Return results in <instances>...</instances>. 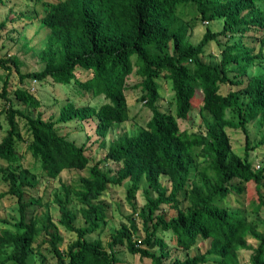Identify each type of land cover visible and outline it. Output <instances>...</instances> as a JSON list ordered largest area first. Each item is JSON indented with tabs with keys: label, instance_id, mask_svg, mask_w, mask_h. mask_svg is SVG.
I'll return each mask as SVG.
<instances>
[{
	"label": "trees",
	"instance_id": "obj_1",
	"mask_svg": "<svg viewBox=\"0 0 264 264\" xmlns=\"http://www.w3.org/2000/svg\"><path fill=\"white\" fill-rule=\"evenodd\" d=\"M24 4L27 11L20 16L29 22L39 20L46 38L39 51V70L21 71L18 58L0 56L6 73L0 91L6 106L0 114L8 125L0 140V161L5 163L0 165V180L8 190L0 196L15 197L18 214L11 227L0 230V264H30L28 257L42 232L48 235L55 264H129L120 259L119 247L151 264H241L240 250L252 251L249 264H264V235L251 225L240 197L252 183L258 203L254 210L264 206V166L255 168L250 157L264 148V66L259 65L264 58V0H24ZM186 12L205 21L222 20V27L217 32L207 27L193 44L183 20ZM249 32L259 38L254 54L243 41ZM211 41L221 47L214 63L203 59ZM250 66L261 69L250 73ZM11 70L19 82L12 92L14 100L8 96ZM131 74L139 78L138 101L151 116L135 133L124 132L111 140L104 157L89 165L86 145L67 139L56 125L95 119L96 132L105 137L129 121L126 81ZM47 79L65 86L73 83L103 100L96 106L68 99L55 120L45 118L28 83ZM161 80L173 92L174 113L157 105ZM223 85L231 89L222 93ZM196 91L201 92L197 113L206 127L203 132L180 127L194 111ZM18 119L24 121L23 129ZM227 128L244 133L243 156L232 150ZM20 142L31 156L27 167L17 151ZM108 160L120 167L102 169ZM86 168L75 186L62 184L63 195L54 198L58 225L74 234L60 250L62 236L56 223L48 214L30 215L40 199L27 198L26 193L35 187L38 175L55 178L63 170ZM142 180L145 202L136 210L132 199ZM125 182L130 183L126 199L140 218L143 237L131 220L121 223L104 244L99 235L109 217L102 196L109 185ZM74 201L83 225L76 224L77 214L69 208ZM165 207L176 214L167 218ZM165 232L170 233L172 248L162 236ZM92 233L98 238L90 239ZM199 242L206 244L205 250L199 246L189 254ZM173 249L185 254L173 256Z\"/></svg>",
	"mask_w": 264,
	"mask_h": 264
},
{
	"label": "rangeland",
	"instance_id": "obj_2",
	"mask_svg": "<svg viewBox=\"0 0 264 264\" xmlns=\"http://www.w3.org/2000/svg\"><path fill=\"white\" fill-rule=\"evenodd\" d=\"M26 5L24 0H5L3 4H0V56L4 59L16 57L20 61V70L24 72L39 70L42 64L39 62V51L44 45L46 38V31L40 25L39 20L29 22L25 17L20 16L22 12H26ZM183 20L187 22V35L189 40L196 44L208 27L211 31H220L222 27V20L205 21L201 20L199 16L194 17V14L186 12ZM221 42L224 41L222 37H219ZM244 43L252 48L254 54L259 47V38L251 32L247 33L243 37ZM221 47L216 41H211L205 47V54L203 56L206 62H218L220 58ZM258 59H255L257 61ZM259 65L264 66V58L260 60ZM261 67L250 66L248 71L250 73L257 72ZM79 72V71H78ZM81 72V71H80ZM79 72V73H80ZM79 77H83L82 75ZM5 70L0 66V91L2 83L5 77ZM139 78L135 74L129 75L127 78L128 90L126 91V99L128 103L129 121L120 124L108 131L105 137H101L96 132V120L87 119L84 121L72 120L66 123H59L56 125L60 134L64 135L67 139L74 141L77 145L85 144L86 150L89 155V165H92L95 161L102 159L108 151V146L111 140L115 139L120 134L126 132L128 134L135 133L136 130L143 126L150 118L151 112L141 101H138L140 95L139 87H136ZM160 98L157 101V105L161 111H169L174 113V104L172 101L173 92L170 85L164 80H161ZM19 85L18 76L14 70H11L8 84V96L13 100V90ZM29 89L34 91V95L41 101L42 106L40 108L45 118L55 120L58 117L60 107L68 100H72L77 105H98L103 99L100 97H91L90 93L83 92L75 84L61 85L54 83L51 79H47L45 82H31L28 83ZM231 89L228 85L221 86L220 91L225 93ZM81 91V94L79 93ZM196 104H194V111L190 115L189 120L180 122L181 128H186L189 131H205V124L197 113L201 103V92L196 91ZM6 106V102L3 98H0V111ZM180 121V120H179ZM21 129H23L24 121L18 119ZM0 140L5 130L8 128L5 115L0 114ZM227 136L229 138L232 150L239 156H243V148L245 143V135L240 130L232 128L226 129ZM23 136H26L24 134ZM258 137H256L257 139ZM17 151L21 155V162L23 166L27 167L31 163V156L26 153L25 143L20 142L17 146ZM251 160L254 167L259 168L264 166V148H258L250 153ZM0 165H5L0 161ZM120 167L119 163L108 160L101 165L102 169L117 170ZM87 168L83 170L67 169L63 170L57 177L50 178L43 175H38L36 178L37 183L35 187L28 188L26 193L27 198L40 199V205L37 204L34 208L30 209V215H36L43 217L46 214L56 223L58 231L62 236V241L58 243L60 250H65L68 243L73 240L74 234L65 230L62 226L58 225L57 219L59 218V210L57 204L54 202L56 194L63 195L62 184H66L69 187L77 184L79 176L87 174ZM129 182H125L121 186L112 184L109 185L106 192L102 196L103 202L108 206L109 220L106 226L103 228V232L100 233L99 238L105 244L108 240L109 234L114 231L121 223L128 224L129 221L133 222L138 227V236L143 237V231L141 229V221L134 211L132 204H129L126 199V191L129 186ZM146 183L142 180L139 185L132 203L136 210L143 207L145 202L144 188ZM8 186L5 182L0 180V194L7 191ZM241 202L247 210L248 220L255 228L258 234L264 235V206L258 211H255L257 206V198L253 189V184L249 183L247 189L240 196ZM236 200L231 201V205L235 206ZM78 204L74 201L69 204V208L76 214V224L83 225L84 221L78 213ZM165 209V215L169 218L176 214V210L172 208ZM5 220L7 224L3 222ZM18 220L17 203L15 197L10 195L0 196V230L4 227H11L15 221ZM162 236L166 239L169 246L172 248L173 243L170 239V233L165 232ZM88 237L90 239L98 238L97 233H92ZM48 235L42 232L39 234L38 239L33 244L34 250L28 257L30 264H55V257L50 251L48 244ZM248 242L252 245H256V241L252 237L248 238ZM205 243L199 242L198 245L191 248L188 253L193 254L198 249L204 251ZM200 246V248H199ZM173 256H181L185 254L182 250L173 249ZM251 250H240L239 260L241 264H249V258ZM118 255L120 259L129 264H151L149 259H142L138 255H132L127 252L123 247H119Z\"/></svg>",
	"mask_w": 264,
	"mask_h": 264
}]
</instances>
